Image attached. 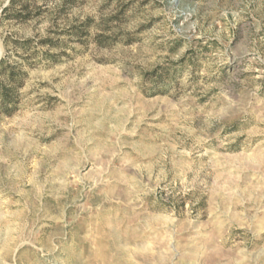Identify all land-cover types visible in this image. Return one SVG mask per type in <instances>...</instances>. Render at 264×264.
<instances>
[{"label": "rangeland", "instance_id": "obj_1", "mask_svg": "<svg viewBox=\"0 0 264 264\" xmlns=\"http://www.w3.org/2000/svg\"><path fill=\"white\" fill-rule=\"evenodd\" d=\"M12 1L0 264H264V0Z\"/></svg>", "mask_w": 264, "mask_h": 264}, {"label": "trees", "instance_id": "obj_2", "mask_svg": "<svg viewBox=\"0 0 264 264\" xmlns=\"http://www.w3.org/2000/svg\"><path fill=\"white\" fill-rule=\"evenodd\" d=\"M15 1L13 0L12 3ZM15 19H20L16 16ZM85 26H89L86 24ZM84 26V28H85ZM72 35H79L78 28L71 30ZM100 45H104L100 42ZM22 73L15 68L5 66L4 62H0V113L7 116L12 115L17 105V90L22 87Z\"/></svg>", "mask_w": 264, "mask_h": 264}]
</instances>
